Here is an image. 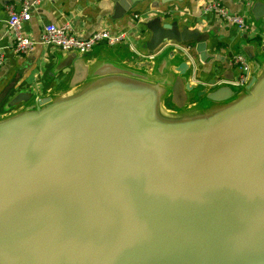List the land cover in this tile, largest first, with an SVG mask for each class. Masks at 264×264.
<instances>
[{
  "label": "water",
  "instance_id": "obj_1",
  "mask_svg": "<svg viewBox=\"0 0 264 264\" xmlns=\"http://www.w3.org/2000/svg\"><path fill=\"white\" fill-rule=\"evenodd\" d=\"M253 14L242 87L198 88L181 46L207 62L208 36L158 19L147 58L69 51L56 69L78 76L9 97L0 264H264V4Z\"/></svg>",
  "mask_w": 264,
  "mask_h": 264
},
{
  "label": "crops",
  "instance_id": "obj_2",
  "mask_svg": "<svg viewBox=\"0 0 264 264\" xmlns=\"http://www.w3.org/2000/svg\"><path fill=\"white\" fill-rule=\"evenodd\" d=\"M128 1L131 7L127 13L121 18H114L116 0H44L31 10V19L24 25L26 35L36 45L27 54H17L13 50V36L8 27L7 6L13 4L18 9L20 0H0V50L5 55V62L0 67V92L10 88L7 99L0 105V114L13 108H8L6 103L11 96L20 92L47 95L62 87L74 70L75 77L79 75V66H72L67 73L56 69L58 57L66 52L40 43L46 24H68L72 32L82 39L102 29L126 32L128 43L115 47L127 53L130 62L145 59L143 56L147 51L144 46L151 36V25L158 19L162 22H177L181 28L197 29L208 36V60L201 61L193 43L195 61L192 81L198 88L209 90L219 82L233 83L237 80L239 69L231 63V55L235 49L245 53L244 47L254 41L259 23L253 12L264 4V0H254L250 5L245 0H217L232 13L248 19L252 28L242 32L237 25L226 22L216 13L205 11V5L215 0H177L167 3L161 0ZM260 21L264 23V18ZM130 43L135 47L134 50ZM103 44L96 45L89 57L93 58L96 49Z\"/></svg>",
  "mask_w": 264,
  "mask_h": 264
},
{
  "label": "built area",
  "instance_id": "obj_3",
  "mask_svg": "<svg viewBox=\"0 0 264 264\" xmlns=\"http://www.w3.org/2000/svg\"><path fill=\"white\" fill-rule=\"evenodd\" d=\"M43 1L20 0V7L18 9L13 4L7 6L9 16L8 27L13 36V50L15 53L27 54L34 49L36 42L26 35L24 25L31 19V10ZM253 2L254 0H245L247 5ZM204 9L206 12L211 11L216 13L226 22L237 25L242 32H248L252 28L247 18L232 13L217 0L208 2ZM135 17H138V15H135ZM128 40V34L126 32H113L109 29L98 30L88 38L82 39L72 32L68 24L57 25L55 23H49L44 25L40 43L53 46L64 52L76 51L78 53H90L98 44L104 43L110 46H116L128 43ZM130 47L132 50L135 49L132 43H130ZM181 48L192 58L194 64L195 58L192 55V46L185 44ZM148 56L149 54L146 53L143 57L147 58ZM4 62L5 55L0 50V67ZM231 63L239 69V76L233 84L242 87L250 76L249 58L245 53L233 52L231 55Z\"/></svg>",
  "mask_w": 264,
  "mask_h": 264
},
{
  "label": "rangeland",
  "instance_id": "obj_4",
  "mask_svg": "<svg viewBox=\"0 0 264 264\" xmlns=\"http://www.w3.org/2000/svg\"><path fill=\"white\" fill-rule=\"evenodd\" d=\"M233 52H234V53H235V52L242 53V51H239V49H235V50H233Z\"/></svg>",
  "mask_w": 264,
  "mask_h": 264
},
{
  "label": "trees",
  "instance_id": "obj_5",
  "mask_svg": "<svg viewBox=\"0 0 264 264\" xmlns=\"http://www.w3.org/2000/svg\"><path fill=\"white\" fill-rule=\"evenodd\" d=\"M193 43H188L187 45H192Z\"/></svg>",
  "mask_w": 264,
  "mask_h": 264
}]
</instances>
